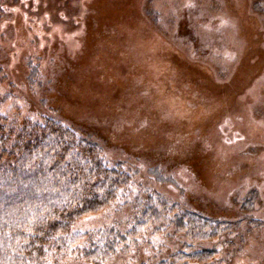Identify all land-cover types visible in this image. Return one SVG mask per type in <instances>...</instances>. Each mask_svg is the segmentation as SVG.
<instances>
[{"label":"rangeland","instance_id":"374dc122","mask_svg":"<svg viewBox=\"0 0 264 264\" xmlns=\"http://www.w3.org/2000/svg\"><path fill=\"white\" fill-rule=\"evenodd\" d=\"M0 115L57 121L131 176L73 224L72 246L129 230L153 193L167 201L102 264L175 253L176 213L231 224L197 245L212 264H264V0H0Z\"/></svg>","mask_w":264,"mask_h":264},{"label":"trees","instance_id":"16d2710c","mask_svg":"<svg viewBox=\"0 0 264 264\" xmlns=\"http://www.w3.org/2000/svg\"><path fill=\"white\" fill-rule=\"evenodd\" d=\"M78 133L54 120L16 126L0 115V264H51L66 254L102 264L120 244L128 249L129 235L140 226L158 221L159 209L169 214L167 201L153 193L135 204L129 230L100 228L72 246L73 224L111 204L131 181L121 165L104 163L96 142ZM189 215L168 216L167 225L184 241L153 264L213 263L215 248L197 245L231 224Z\"/></svg>","mask_w":264,"mask_h":264},{"label":"snow or ice","instance_id":"6c2138e0","mask_svg":"<svg viewBox=\"0 0 264 264\" xmlns=\"http://www.w3.org/2000/svg\"><path fill=\"white\" fill-rule=\"evenodd\" d=\"M5 235H7V234H5Z\"/></svg>","mask_w":264,"mask_h":264}]
</instances>
